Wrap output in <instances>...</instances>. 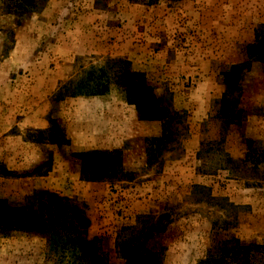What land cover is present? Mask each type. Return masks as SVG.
Returning <instances> with one entry per match:
<instances>
[{
	"label": "rangeland",
	"instance_id": "1",
	"mask_svg": "<svg viewBox=\"0 0 264 264\" xmlns=\"http://www.w3.org/2000/svg\"><path fill=\"white\" fill-rule=\"evenodd\" d=\"M70 207L108 264H264V0H0V210ZM50 238L0 264H76Z\"/></svg>",
	"mask_w": 264,
	"mask_h": 264
},
{
	"label": "trees",
	"instance_id": "2",
	"mask_svg": "<svg viewBox=\"0 0 264 264\" xmlns=\"http://www.w3.org/2000/svg\"><path fill=\"white\" fill-rule=\"evenodd\" d=\"M86 72L77 82L84 96L98 95V85L95 78ZM226 81V78H224ZM92 90V91H90ZM50 199L58 202L56 195H50ZM69 213L67 218H63ZM62 223H58V221ZM59 221V222H60ZM57 222V223H56ZM87 227V220L74 211L72 207L67 211H60L57 215H50L49 210L42 208L26 218L12 215L6 210H0V233L21 232L33 234L39 237L50 235L49 243L53 248H59L70 253L76 264H108L105 255L94 244L93 239L83 238L80 233ZM58 232H63L65 237H57ZM218 257L210 256L213 264H249L250 256L247 250L237 244L235 239L218 242L209 247ZM126 264H155L154 257L137 252H130Z\"/></svg>",
	"mask_w": 264,
	"mask_h": 264
}]
</instances>
